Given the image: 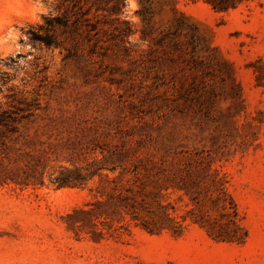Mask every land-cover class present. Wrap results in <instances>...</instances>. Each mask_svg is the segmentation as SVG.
<instances>
[{"label":"rangeland","instance_id":"374dc122","mask_svg":"<svg viewBox=\"0 0 264 264\" xmlns=\"http://www.w3.org/2000/svg\"><path fill=\"white\" fill-rule=\"evenodd\" d=\"M96 1L0 0V264H264V0ZM215 178L244 243L196 222Z\"/></svg>","mask_w":264,"mask_h":264},{"label":"trees","instance_id":"16d2710c","mask_svg":"<svg viewBox=\"0 0 264 264\" xmlns=\"http://www.w3.org/2000/svg\"><path fill=\"white\" fill-rule=\"evenodd\" d=\"M66 2H70L73 7H81L85 8L87 7H95L96 11L100 8V3L96 0H64ZM206 3H208L211 8L215 11H227L229 9L236 8L239 4L247 1V0H204ZM116 2V9L121 4V0H115ZM90 5V6H88ZM86 11V10H84ZM84 16L86 13H82ZM29 112V111H28ZM30 115V113L26 115H22V119L27 118ZM9 121H15L13 117H11V114L7 111H3L0 113V126L6 127L8 125L7 123ZM186 175L189 174L188 171L185 173ZM218 175V173H217ZM181 183L184 184V182L181 180L179 182L178 186ZM226 182L223 180V178H215L213 180L212 187L214 188V196L210 195L209 201L212 203V206L216 209H218L221 213L220 216L224 219L223 222H215L211 221L210 216L207 215V212L204 214H201L198 219H196V222L205 229L208 236L211 237L215 241L220 242H228V243H244L247 237V233L244 230V227L240 223L239 215L237 212L236 204L234 203L232 197L227 192ZM196 203L199 201L197 198H194ZM174 211V210H173ZM164 217L167 221L171 222L172 227H169V230L175 235L179 234L182 225L178 222H174V217H172L170 214H164ZM155 226V225H154ZM149 232H154L155 227H151L152 229H149L148 227H144Z\"/></svg>","mask_w":264,"mask_h":264},{"label":"clouds","instance_id":"9594fccd","mask_svg":"<svg viewBox=\"0 0 264 264\" xmlns=\"http://www.w3.org/2000/svg\"><path fill=\"white\" fill-rule=\"evenodd\" d=\"M16 3H20V0H15ZM140 10V4L138 2V0H125V8L123 10V13L121 15V19L122 20H130L131 22H136L139 20V17L135 15V13L137 11ZM126 13V15H125ZM12 14H14L15 16L19 17V18H23L26 15H28L27 13L23 12L22 10L19 9H12ZM32 14L34 15V10H32ZM9 21L5 18V15L3 12H0V31H3V29L5 28L6 24H8ZM18 27H24V24L19 23L17 25ZM9 30H11L12 26H8L7 27ZM128 46L132 47L135 45V47H137L140 50H146L148 47V41L147 40H142L140 39V37L138 35H133V36H129L128 37ZM4 71H8V70H4ZM13 83L18 84L19 81H13Z\"/></svg>","mask_w":264,"mask_h":264}]
</instances>
